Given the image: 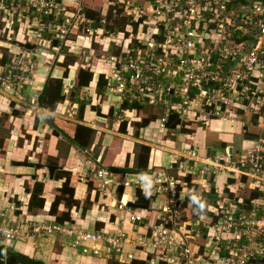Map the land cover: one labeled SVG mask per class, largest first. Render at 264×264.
<instances>
[{
    "label": "built area",
    "instance_id": "obj_1",
    "mask_svg": "<svg viewBox=\"0 0 264 264\" xmlns=\"http://www.w3.org/2000/svg\"><path fill=\"white\" fill-rule=\"evenodd\" d=\"M101 1L121 10L131 23L115 32L92 30L83 0L73 7L56 0H0V96L24 99L34 83L32 59L37 55L48 62L62 57L63 50L87 48L92 55L91 45L86 44L93 41L103 45L105 53L100 56L105 68L95 72L104 75L99 101L118 112L115 122H124L127 115L133 122L141 119L136 110L119 113L123 105L151 108L161 114L140 128V134L152 125L162 136L172 133L165 124L176 115L179 124L174 131L208 127L217 121L240 129L241 146L231 152L225 148L212 158H202L192 149L174 151L175 175L169 173L170 165L150 176L123 180L102 165L94 167L99 197L112 196L118 188L124 191L110 211L118 214L115 222H127L133 231L143 229V235L130 236L123 228L81 231L28 220L25 226L10 227L21 207L9 205L0 209V238L22 242L29 224L28 239L63 233L73 239L71 248L81 255L98 257L106 252L119 264L137 259L145 264H263L259 262L264 261V0H246V4L237 0ZM23 45L34 46L35 52ZM69 87L64 85V94ZM245 145L248 148L243 150ZM196 175L200 188H188L183 180ZM203 176L209 177L214 189ZM247 188L256 198L244 202L239 196ZM127 189L138 190L150 201L163 197L151 225H138L145 216L128 207ZM211 191L215 199L206 207L208 214L193 216L191 200L206 203ZM182 195L188 198L186 206ZM128 246L130 251L125 250Z\"/></svg>",
    "mask_w": 264,
    "mask_h": 264
},
{
    "label": "crops",
    "instance_id": "obj_2",
    "mask_svg": "<svg viewBox=\"0 0 264 264\" xmlns=\"http://www.w3.org/2000/svg\"><path fill=\"white\" fill-rule=\"evenodd\" d=\"M76 2L77 0H56V3H61L66 7H73ZM82 5L84 6L83 11L86 15V19L88 21H92L90 28L92 30L101 28L106 31L105 27L107 24L110 26V20H114L113 18H109L108 16L104 15L106 5L101 0H95L94 2L91 0H83ZM86 10L91 11V13L95 15L88 17ZM97 16H99V19ZM103 16L105 17L104 22L101 21ZM94 24L96 25V28L92 27ZM90 42L91 44H86V47L91 45L92 49V47H94V45L96 46L97 43L93 41ZM29 46L32 48L28 49L24 46L22 48L34 53L35 47L32 45ZM76 48L81 47L77 46ZM17 50L18 49L15 48L14 52H17ZM78 50L73 52L72 56L79 55ZM2 51L5 52L6 50ZM85 51H88V49L85 48ZM67 52L68 51L63 53L62 57H58L52 66H50V69H47L48 64L43 57L37 55L36 58L32 59V61H34L36 64L32 78V80L34 79V83L31 87L26 89V93L23 94L24 99L14 101L8 94H3L0 96V117L2 115H9V118H7V121L9 122L13 121V117L17 115L16 112L20 108L30 109L26 114H32L33 112H43L41 114L43 119L41 118L40 120H42L44 123H48L52 129L50 132V138L47 140L49 145L44 153L40 154V156L44 157L41 160L43 161L49 158L47 161L49 162L52 158L54 159L52 161L53 163H59V166L55 164H46V167H44L47 172L46 174L43 172V169L38 168V164L36 163H30L24 159L13 158V156L16 154L15 152L18 151L13 145L15 142L14 139H16V137H14L16 129H14L13 137L11 136L10 138H4L2 140V144H0V209L2 210V208H5L9 205H14L16 208L21 207L17 213L18 218L16 219L15 223H9L10 227H16L18 225L25 226L27 223L26 221L28 220L39 223L43 222L45 224L56 223L59 226L68 225L69 227L78 228L81 231H114L116 229L118 230L123 228L130 236L143 235V229L136 228V230L133 231L127 222H124L123 224L115 222V215L118 216V214L115 212L113 215L110 211L118 204L121 197L123 196L124 191L122 188H118L115 191V194L112 196L108 195L99 197L95 191L96 182L93 178V168L97 165H102L105 168L115 167L138 169L134 165L136 160L137 162L144 161L136 154L137 148L135 145L139 144L150 149L146 169H152L153 174L160 168L163 169L172 165V169L171 171L169 170V173L175 175V164H173L174 151L181 152L183 149L197 150L202 158H212L214 156L222 155L225 148H228V151L231 152V148L233 150H237L241 146L240 133L238 132L240 129H231L221 122L214 121L208 127L198 128L192 126L193 130H191V132L172 130V133H167L168 135L166 136H162L160 132L155 130V125H152V129H148V131L143 130L142 134H140V130H137L135 127L127 124L125 132H120V123L115 122V117H107L105 115V111L108 107L101 104V101H99L97 98L96 101L98 102V107L95 108V110L91 109V107L94 106V103H90L91 105H85L81 111L79 106L77 107V105L73 104L72 102L70 103V101H72L70 96L76 86V79L79 69L83 68L88 70L89 68V70L96 72L105 68L101 66L100 69L97 67L96 69L94 66L91 67L89 65L85 67L86 65H81L78 63L72 66L76 69L74 79L70 80L71 78L69 77L71 66H69L68 79L64 78L66 81H68L70 87L68 88L66 94H64L63 85V102L59 103L54 111L49 112L48 110L43 109L42 106H38L37 99L50 72V79L54 78L63 80L62 76L64 69L56 64L63 60L65 54L70 53ZM88 88L96 93L95 79L88 87L82 89ZM32 100L35 101L33 104H36V106H33L31 103ZM68 103L71 105V111H69L66 115L64 111L63 114H61V110L66 105H68ZM157 113L158 116L155 120H157L161 114L160 111ZM48 115L61 117L62 119L60 122L64 125L61 126L55 122L54 123L56 125L50 123V121L47 119ZM38 118H40L39 115ZM77 125L86 127L92 131V142L86 150H80L74 143ZM55 128L58 130L57 136L52 134ZM244 135L247 136V134ZM62 137L65 139L68 138L69 140H67L69 143L66 142V144L64 141H60ZM26 148H30L32 150L35 148L36 150L37 145H34L33 147V143L31 142V145ZM18 157H20V153L18 154ZM13 163H21L23 165L17 166L13 165ZM29 165L33 166L31 167ZM48 166L58 167V169L53 172L52 177L49 175V170L47 168ZM198 166L201 168L202 164H199ZM38 169H40V171L42 170L43 173H38ZM33 171H37L36 175H34ZM58 171H62V173H66V175L69 176L68 188L73 189V198L71 201L72 203H75L73 205L71 204V207H68L66 202L61 200L58 207V215L69 211L71 217V222L63 224L57 223L55 221V217L49 215L48 211L54 199V192H57L64 182V179H60L57 176ZM121 176H123L122 178L125 180L129 179V176L133 175ZM80 178L83 180H80ZM203 178L209 183L210 189H212L213 182L209 181V177L203 176ZM218 179H223V177L219 176ZM183 181L187 183L188 188H200V178H197V175L192 177L187 176ZM36 182H39L43 185L42 198L45 200V202L42 209L37 210L34 214H30L27 212V209H25V206L29 201L30 194L24 189V187L27 186L28 189L31 190L33 184ZM212 193L214 192L212 191ZM125 194L128 195V197H131L130 203L147 206V209L132 208L128 206L132 210H137V212L141 211L145 216V220H143L141 224L138 225L143 227L147 224L151 225L156 220L158 208L161 206L164 200L163 197L160 196L151 201L145 198L147 200V204H143L138 202L140 195L138 190L127 189ZM206 197L207 201L206 203H203V206L195 210L192 208L190 212L193 213V216L196 215L194 213L195 211L206 209V207L215 199V195L214 198H210V194L206 195ZM182 198H184L183 205L186 206L188 198L186 195H182ZM201 215L204 216L203 214ZM27 226L28 228H26V230H28V233L24 241L5 242L0 238V243L4 244L5 246H11L14 251L30 259L40 261L44 264H119L114 258L113 254H107L106 252H103L98 257L81 255L79 253V249L73 250L71 248V241L73 239L64 235L63 233H54L50 236H41L39 238L36 237L34 239H28L31 232L29 224ZM130 249V246L125 248L126 251H130ZM132 262L141 261L137 259L131 261L130 263Z\"/></svg>",
    "mask_w": 264,
    "mask_h": 264
},
{
    "label": "trees",
    "instance_id": "obj_3",
    "mask_svg": "<svg viewBox=\"0 0 264 264\" xmlns=\"http://www.w3.org/2000/svg\"><path fill=\"white\" fill-rule=\"evenodd\" d=\"M237 2L241 3V4H246V0H237ZM100 5V4H99ZM121 10L116 9V8H112V7H108L105 6V11H104V15L108 16L109 18H113L114 19V26L110 27L108 24L105 27V30L107 32H115L119 30H122L123 27L127 24H130L131 22L129 21V18L126 16H122L121 15ZM87 16H92L95 14H92L91 11L86 10ZM99 19V16H97ZM94 18V17H93ZM136 27V26H135ZM112 28V29H111ZM113 29H117V30H113ZM136 31V29H135ZM116 50L117 49L114 47L110 48L111 50ZM113 50V51H114ZM115 51L113 53H116ZM68 54L64 55L63 60H61V62H58V66L64 69V73H63V78H66L67 72L66 69L69 67V65H71V63L65 62L66 57ZM76 73V69L71 68L70 69V73H69V77L71 78L70 80L74 79ZM103 74L102 75H97L95 74V72L91 71V70H87V69H79L78 74H77V79H76V86L74 88V90H80L82 88H86L88 87L92 81L95 79V83H96V94L98 96H103V87H104V80H103ZM97 78V79H96ZM63 90V83L61 79H50L47 83V91L46 93L43 95L42 97V108L45 110H48L49 112H52L55 110L56 106L63 102L64 100V95L62 93ZM71 102V101H70ZM85 105H87V103H83L80 106V111L83 109V107H85ZM91 109L95 110V107H91ZM124 110H128L129 112L136 110L137 112V116L140 119V121H131L130 120V116L127 115L125 117L124 122L120 123V128L119 131L120 132H125V129L127 127V124L135 127L137 130H139L140 128H145L146 126H148L150 123L155 122L156 117L158 116V113L154 110H152L151 108H140V106H127V105H123L122 109L119 111V113H121ZM142 110V111H140ZM99 114V113H98ZM118 112H114L111 108L107 109L105 111V115L107 117H114L115 115H117ZM113 115V116H112ZM180 130H183L184 132H191L192 127L190 128H186V127H181ZM92 142V131L86 127L77 125L76 127V133L74 136V143L76 144V146L80 149V150H86L90 144ZM136 148L139 149V151H137V155L144 160L143 162H136L134 163L135 167L138 169H146L147 164H148V156L150 153V149L146 146L143 145H135ZM142 163V164H141ZM57 176L60 179H64V182L61 186V188L58 189L57 193L58 195L56 197H54L50 207H49V215L54 216L55 217V221L57 223L63 224V223H69L71 222V217H70V212L67 211L66 213H62L60 215H58V207L60 205L61 200H64L66 202V204L68 205V207H71V204H75L72 203V198H73V189L68 188V180H69V176L66 175V173H62V171H58L57 172ZM212 189H214V185L212 184ZM24 189L30 194L29 197V201L27 203V205L25 206V209H27V212H29L30 214H34L36 213L37 210H40L44 207V202L45 200L42 198V191H43V185L40 184L39 182H36L33 184L32 189L29 190L27 186L24 187ZM209 195V194H208ZM214 193H212V191L210 192V198H214ZM239 198H241L242 200H244V202H248L250 199H254L256 198V195L254 194V191H251L250 189H244L240 192V196ZM138 202L139 203H143V204H147V200L139 195L138 198ZM203 203H205V201H200L198 199H192V205L191 207L195 210L201 206H203ZM195 214H203L206 215L208 214L206 209H201L198 211L194 212ZM259 263H263L264 261H261ZM10 264H18L15 260H11ZM130 264H145L142 261L141 262H132Z\"/></svg>",
    "mask_w": 264,
    "mask_h": 264
},
{
    "label": "rangeland",
    "instance_id": "obj_4",
    "mask_svg": "<svg viewBox=\"0 0 264 264\" xmlns=\"http://www.w3.org/2000/svg\"><path fill=\"white\" fill-rule=\"evenodd\" d=\"M114 22H115L114 20H112V19L110 20V24H111L110 27L115 25ZM113 30H117V29H113ZM78 45H81V42H79ZM103 48H104L103 45H99V44H96V46L94 45V47H92L93 52H94L92 55L89 54L90 51H85V49L78 50L79 55H76V56H72L73 52H70V53L67 52L68 53L67 56H69V57H66L65 62L71 63V65H69V66H71V68H74L72 66L74 64L78 63L81 65L82 64L86 65L85 67H87L89 65L91 67L94 66L95 68L97 67L98 69H100L101 66L103 67L100 56H101V54L102 55L105 54L102 50ZM63 53H65L64 50H63ZM53 63L54 62H48L47 61V64H48L47 69H50V66H52ZM56 65H58V64H56ZM100 70H102V69H100ZM66 72H67V75H66L65 79H68L69 67L66 69ZM62 78H63V76H62ZM65 79L63 78V80H62L63 85L68 84V81H66ZM89 94H90L91 98L89 97ZM70 98L72 100L71 102L73 104L77 105V107L78 106L80 107V105H82L83 103L84 104L85 103H87V104L94 103L93 107L97 108L98 102L96 101V98L98 100H100V97L95 92L90 90L89 88L88 89L73 90ZM70 103H68V105H66L61 110L62 111L61 114H63V111H66V109L71 111L70 110L71 105H69ZM33 106H34V104H33ZM29 110L30 109L20 108L18 110L19 112L18 111L16 112L17 115H15V117H13L12 122L7 121L8 120L7 118H9V115H7V116L2 115L0 117V144H2V140L4 138H10L11 136L13 137L14 129H16L15 135H14V137H16V139H14L15 142L13 145H14V148H16L18 151L15 152L16 154L13 156V158L24 159L30 163H36V164H38V168L43 169L44 170L43 172H45L47 174L46 170L44 169V167H46L45 166L46 164H53V165L55 164V165L59 166L58 165L59 163H57V162L53 163L52 162L54 159L51 158V160L49 162H47L49 158L42 161L41 159H43L44 157L40 156V154L44 153V151L46 150V148L49 145V142H47V140H49V138H50V135H51L50 132H51L52 127L50 125H48V123H44L42 120H40L42 118L41 114L43 112L42 113L41 112H39V113L33 112L32 114H26V113H28ZM77 111H78V109H77ZM25 114H26V116H25ZM38 115L40 118H38ZM47 119L50 121V123H53L54 125H56L55 123H57L61 126L64 125L60 122V120L62 118L59 116L55 117L54 115H52V116L48 115ZM60 141H64V143L68 142V140L63 138V137H62V139H60ZM31 142L33 143V147H34V145L35 146L37 145L36 150H35V148L33 150L30 148H26L29 145H31ZM243 148H244L243 150H245L248 148V146L245 145V146H243ZM137 151H139L138 148L136 149V153H137ZM19 153H20V157H18ZM40 169H38V171H39L38 173H43L42 170L40 171ZM33 173H34V175H36L37 171H33ZM57 195H58V193L55 191L53 198L56 197ZM0 245H4V244L0 243ZM7 247H9L10 249L13 250V248L11 246H7Z\"/></svg>",
    "mask_w": 264,
    "mask_h": 264
},
{
    "label": "water",
    "instance_id": "obj_5",
    "mask_svg": "<svg viewBox=\"0 0 264 264\" xmlns=\"http://www.w3.org/2000/svg\"><path fill=\"white\" fill-rule=\"evenodd\" d=\"M93 28H96V25H92ZM56 43L54 42V45ZM25 48H32L29 45H23ZM51 76V72L49 73L48 77L46 78L43 88L38 96V106L41 107L42 106V97L43 95L46 93L47 91V82L49 81ZM72 84V83H70ZM179 124V119L176 115H170L167 119V122L165 124V127L170 129V130H174L176 128V125ZM58 130L55 128L53 131V135L57 136L58 135ZM68 139V138H67ZM69 140V139H68ZM71 142H73L72 140H70ZM13 165H17V166H21L23 164L21 163H13ZM29 166H33V165H29ZM49 170V175L50 177H52L53 172L58 169V167H52V166H48L47 167ZM106 170L111 173V174H119V175H150L152 174V169H133V168H115V167H107ZM129 207L132 208H139V209H147L146 205H138V204H133V203H128ZM15 260L18 264H44L40 261L37 260H33L30 259L12 249H10L9 247L5 246V245H0V264H10L11 260Z\"/></svg>",
    "mask_w": 264,
    "mask_h": 264
}]
</instances>
